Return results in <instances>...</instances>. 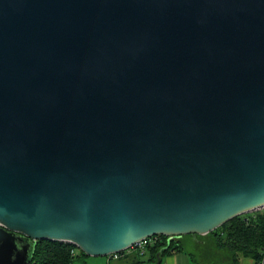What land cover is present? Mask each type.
<instances>
[{"label": "water", "instance_id": "95a60500", "mask_svg": "<svg viewBox=\"0 0 264 264\" xmlns=\"http://www.w3.org/2000/svg\"><path fill=\"white\" fill-rule=\"evenodd\" d=\"M262 208L264 0H0V264Z\"/></svg>", "mask_w": 264, "mask_h": 264}, {"label": "trees", "instance_id": "16d2710c", "mask_svg": "<svg viewBox=\"0 0 264 264\" xmlns=\"http://www.w3.org/2000/svg\"><path fill=\"white\" fill-rule=\"evenodd\" d=\"M150 238L152 241L144 245L143 251L132 246L134 250L126 254L125 264H157L163 254L178 248L186 249L195 264L201 261L202 264H239L241 257L260 262L264 258V210L237 215L203 235L172 236L169 244L166 235ZM191 248H195L196 253L190 251ZM124 251L117 254L122 256ZM79 256L88 255L72 243L37 240L30 264H72Z\"/></svg>", "mask_w": 264, "mask_h": 264}, {"label": "crops", "instance_id": "0c3cea01", "mask_svg": "<svg viewBox=\"0 0 264 264\" xmlns=\"http://www.w3.org/2000/svg\"><path fill=\"white\" fill-rule=\"evenodd\" d=\"M131 250H134V248L130 247L129 249H126V251H124V255L122 256L118 255L117 258L111 257L109 255L106 256L104 258L106 261L105 264H111L110 263L111 260H120L124 258L125 259L123 260L122 264H125L127 262L126 254L130 253ZM75 254H77V251H75ZM87 257H92V256H87ZM87 257L79 256L77 259L85 262L86 261L85 259ZM250 259H251L250 260L251 262H249V264H258V262H255L252 258ZM241 263H242L241 260H239V264ZM157 264H195V263L192 261V258L186 249L178 248V249L171 250L170 252H166L165 254H163ZM243 264H246V263H243Z\"/></svg>", "mask_w": 264, "mask_h": 264}, {"label": "rangeland", "instance_id": "374dc122", "mask_svg": "<svg viewBox=\"0 0 264 264\" xmlns=\"http://www.w3.org/2000/svg\"><path fill=\"white\" fill-rule=\"evenodd\" d=\"M261 210H264V208H262ZM190 251H192L193 253H196V249L195 248H191ZM105 257L106 256H98V257H93L92 256V257H87L85 259L86 260L85 262L82 261V260H79V259H75V261L72 262V264H105V262H106L105 259H104ZM140 257H143L144 258L143 255H140ZM99 259H101V260H99ZM124 259L111 260L110 263L111 264H122ZM240 260L242 262L241 264H243V263L249 264V262H251L250 261L251 259L248 258V257H241ZM198 263L199 264H202L203 262L201 261V262H198Z\"/></svg>", "mask_w": 264, "mask_h": 264}, {"label": "built area", "instance_id": "2783aa9c", "mask_svg": "<svg viewBox=\"0 0 264 264\" xmlns=\"http://www.w3.org/2000/svg\"><path fill=\"white\" fill-rule=\"evenodd\" d=\"M151 241H152V239L150 237L144 238L141 241L137 242V244H135L134 246H137L138 248H140L143 251L144 245L146 243L151 242ZM118 255L119 254H117V253H113V254H110L109 256L114 257V258H117ZM258 264H264V260H261L260 262H258Z\"/></svg>", "mask_w": 264, "mask_h": 264}]
</instances>
